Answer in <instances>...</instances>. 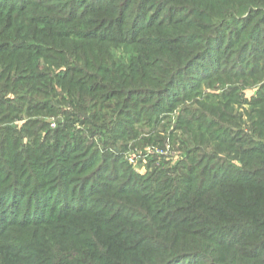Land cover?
I'll list each match as a JSON object with an SVG mask.
<instances>
[{"label":"rangeland","instance_id":"obj_1","mask_svg":"<svg viewBox=\"0 0 264 264\" xmlns=\"http://www.w3.org/2000/svg\"><path fill=\"white\" fill-rule=\"evenodd\" d=\"M263 48L264 0H0V211L16 199L17 220L40 208L61 226L70 237L47 244L59 264H119L101 237L113 224L123 251L165 253L167 226L154 221L172 217L164 188L206 158H233L227 143L245 148L264 102ZM134 189L142 208L125 202ZM242 250L235 264H264ZM9 251L29 264L45 253ZM186 256L172 264H205Z\"/></svg>","mask_w":264,"mask_h":264},{"label":"trees","instance_id":"obj_2","mask_svg":"<svg viewBox=\"0 0 264 264\" xmlns=\"http://www.w3.org/2000/svg\"><path fill=\"white\" fill-rule=\"evenodd\" d=\"M233 40L232 44L241 42V34L236 35ZM258 49L251 48L250 51L256 55ZM217 52V55L221 53L220 50ZM262 55L260 60L264 59V48ZM261 103L263 105L258 112L259 118L250 126L251 137L244 143L245 148L234 149L230 143H227L225 149L234 155L233 158H221V160L206 158L207 164L201 163L199 168L194 169L189 167L182 179L173 185L165 186L164 190L168 191L167 197L170 198L167 208L170 209L169 212H172V217L165 219L158 215L154 221L163 222V225L167 226L163 231H167L165 234L170 235L168 238L173 244L172 248L165 253L161 252L162 254L151 253L152 242H150L139 243L129 251H123L120 243L121 241L124 243L125 240H122L123 236L116 235V224H113V227H108L110 232H105L101 236L112 241L105 255L118 259L119 264L128 262L172 264L184 255H190L186 258L202 257L205 259L203 260L205 264H235L236 251L241 247L247 261L256 262L262 258L264 253V102ZM236 161H239L240 167L235 164ZM159 186L161 188L154 186L152 191L154 195H160L164 191L163 186ZM151 188L152 186L149 190ZM33 190H36V185L33 186ZM125 193L127 197L125 202L131 206L142 208V204L146 203L143 194H140L137 189ZM153 203L152 200V206H154ZM151 204L146 205L148 211L152 210ZM19 205L16 199H13L8 208L10 213L5 210L0 211L2 214L0 239L15 241V244L10 246L12 248L8 245L0 248V261L5 262L4 264H29L27 257L17 260L9 250L24 253L44 246L45 253L39 261H42V264H59L55 259L57 254L47 244L53 239L61 241L63 237H70L69 234L65 236L66 233L61 226L50 224L48 219L43 218L40 208L35 210L33 216L31 215L32 218L30 214H26L23 220H17L16 210ZM65 211L68 212L69 209H54V212L49 214L52 217L56 212L57 217L65 219L67 215ZM144 215L145 213L139 214V216ZM117 217L121 220L120 216ZM68 219L70 217L65 222ZM88 219L94 222L93 227L106 225L101 218ZM83 220L87 221L85 218ZM150 220L151 218L148 221ZM84 221H80L82 225L91 226ZM64 225L62 224L63 227ZM1 245L3 244L0 242V247ZM202 245L206 246L204 249L206 252L197 248ZM46 248L49 249L46 250ZM165 248L167 249L166 246ZM32 257L35 260L40 259L35 255L30 256L31 259ZM91 257L98 261L101 256L94 254ZM89 264L94 263L89 262Z\"/></svg>","mask_w":264,"mask_h":264}]
</instances>
